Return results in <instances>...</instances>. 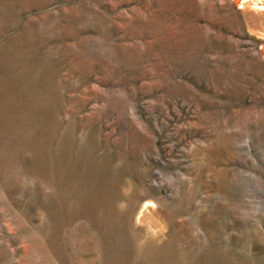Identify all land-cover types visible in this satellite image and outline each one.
<instances>
[{
  "label": "rangeland",
  "instance_id": "374dc122",
  "mask_svg": "<svg viewBox=\"0 0 264 264\" xmlns=\"http://www.w3.org/2000/svg\"><path fill=\"white\" fill-rule=\"evenodd\" d=\"M0 264H264V0H0Z\"/></svg>",
  "mask_w": 264,
  "mask_h": 264
}]
</instances>
